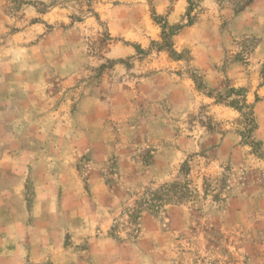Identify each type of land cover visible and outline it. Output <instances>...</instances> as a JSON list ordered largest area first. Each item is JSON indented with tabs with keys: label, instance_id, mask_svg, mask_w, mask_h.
Masks as SVG:
<instances>
[{
	"label": "rangeland",
	"instance_id": "rangeland-1",
	"mask_svg": "<svg viewBox=\"0 0 264 264\" xmlns=\"http://www.w3.org/2000/svg\"><path fill=\"white\" fill-rule=\"evenodd\" d=\"M251 1L0 0L16 71L114 149L125 263L264 264L261 38L232 28Z\"/></svg>",
	"mask_w": 264,
	"mask_h": 264
},
{
	"label": "crops",
	"instance_id": "crops-1",
	"mask_svg": "<svg viewBox=\"0 0 264 264\" xmlns=\"http://www.w3.org/2000/svg\"><path fill=\"white\" fill-rule=\"evenodd\" d=\"M232 28L261 38L251 69L264 67V0L251 1ZM8 54L0 47V264H130L111 236L127 209L120 182L106 181L113 147L85 122L76 127L81 112L58 107L46 80L25 79ZM243 69L229 68L237 85Z\"/></svg>",
	"mask_w": 264,
	"mask_h": 264
}]
</instances>
